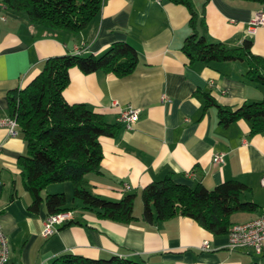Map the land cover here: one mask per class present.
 <instances>
[{"label": "crops", "instance_id": "0c3cea01", "mask_svg": "<svg viewBox=\"0 0 264 264\" xmlns=\"http://www.w3.org/2000/svg\"><path fill=\"white\" fill-rule=\"evenodd\" d=\"M197 8L207 0H193ZM264 6L253 2L210 0L206 21L211 41L238 48L253 41V53L264 57V26L252 20ZM0 20V117L10 114V92L26 87L42 70L46 60L64 55H101L112 44L126 42L135 48L140 65L133 74L85 75L70 71L64 92L70 104H86L119 123L124 110H140L132 129L102 137L104 159L101 174L87 176L94 194L120 201L136 193L135 216L130 225L100 219L75 200L70 182L52 185L48 194L64 193L73 219L52 237L42 235L49 217L45 205L39 214L29 211L32 197L18 161L26 154L21 134L12 137L0 129V225L8 237V264H53L64 255L90 259L113 257L150 264H264L250 250H231L229 234L214 236L196 221L177 217L158 225L142 220V192L154 181L172 174L175 181L191 188L202 184L209 190L227 181L246 184L243 201L258 205L253 213L233 216V222H250L264 208V135H251L245 120L224 127L218 109H205L203 93H210L222 107L239 108L264 100V86L249 81L245 63H227L217 69L191 65L182 51L190 36L189 10L163 0H106L100 16L80 34L49 31L30 24L24 14L11 10ZM167 97L168 101H163ZM223 153L217 165L214 155ZM194 172L195 177H188ZM130 186V189H127ZM79 206V207H78ZM208 243V249L204 244Z\"/></svg>", "mask_w": 264, "mask_h": 264}, {"label": "trees", "instance_id": "16d2710c", "mask_svg": "<svg viewBox=\"0 0 264 264\" xmlns=\"http://www.w3.org/2000/svg\"><path fill=\"white\" fill-rule=\"evenodd\" d=\"M7 10L24 14L30 24L49 31L65 30L80 34L101 14L106 0H0ZM185 6L191 15V34L182 51L190 64L217 69L218 65L241 62L248 66L249 81L264 86V57L253 53V41L245 39L238 48L209 39L206 6L197 8L193 0H167ZM253 2L264 6V0H233ZM140 65V57L126 42L112 44L101 55H64L45 61L41 72L24 88L9 94L10 117L17 120L27 146L18 163L26 177V189L32 197L29 211L39 214L45 205L48 216L74 211L67 204L64 193L48 194L52 185L70 182L75 188V200L82 208L98 218L130 225L137 221L136 193L127 194L120 201H112L94 194L87 176L101 174L104 159L102 137H117L123 125L111 124L86 104H70L64 92L70 84V71L78 68L85 75L104 73L119 78L133 74ZM205 109H218L220 125L228 127L240 120L250 124L251 135H264V100L245 103L239 108L222 107L209 93H203ZM19 132V133H20ZM250 188L239 181H227L209 190L201 183L191 188L175 181L172 174L154 181L142 192V220L158 225L177 217L196 221L214 236L228 235L235 225L233 216L253 213L258 205L243 201ZM79 207V206H78ZM53 264H150L113 257L90 259L64 255Z\"/></svg>", "mask_w": 264, "mask_h": 264}, {"label": "built area", "instance_id": "2783aa9c", "mask_svg": "<svg viewBox=\"0 0 264 264\" xmlns=\"http://www.w3.org/2000/svg\"><path fill=\"white\" fill-rule=\"evenodd\" d=\"M161 4L163 0H155ZM5 5L0 1V20L6 21L7 16ZM252 26H264V12H259L252 20ZM163 101H168L167 97H163ZM140 119V110L129 108L121 113L119 123L123 124L127 129H132L133 126ZM0 129H7L9 135L16 137L19 135V125L15 118L6 116L0 117ZM213 162L217 165L225 162V155L217 153L214 155ZM188 177H195L194 172H189ZM261 185L264 188V177L261 179ZM130 189V186H127ZM73 219L71 212L60 213L57 215L49 216L42 229V235L45 238L55 235L59 228ZM204 249H208V243L204 244ZM229 248L231 250H250L256 255L264 259V208L262 213L256 219L246 222L235 224L229 233ZM10 260V245L6 234L0 225V264H8Z\"/></svg>", "mask_w": 264, "mask_h": 264}]
</instances>
